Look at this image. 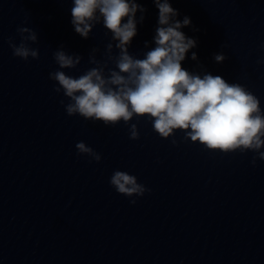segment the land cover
<instances>
[{
  "label": "clouds",
  "instance_id": "1",
  "mask_svg": "<svg viewBox=\"0 0 264 264\" xmlns=\"http://www.w3.org/2000/svg\"><path fill=\"white\" fill-rule=\"evenodd\" d=\"M153 2L158 8L155 47L144 58H137L128 50L137 35L136 13L146 11L137 0H73L71 23L75 32L87 39L93 28L102 23L112 33L115 44L106 45L104 60L96 58L98 48L92 49L88 62L95 67L79 77L70 76L63 69H76L82 56L68 54L63 45L53 53L58 70L50 72L49 79L58 85L54 91L63 92L67 98L66 104L60 101L67 115L100 121L105 126H115L121 121L128 125L134 117H147L163 139L181 131L185 140L198 142L210 151H251L256 154L251 161L253 165L257 159L264 160V111L259 98L243 85L230 83L219 75L185 70L182 61L197 46V41L180 29L189 26L191 20L187 16L177 20L179 12L170 0ZM17 32L21 38L19 45L12 37L8 40L13 56L25 61L29 57L38 59L39 50L29 46V42L38 41L37 33L28 27H18ZM114 48L118 50L116 55ZM191 59H198L195 52ZM225 59L222 52L214 54L217 63ZM109 63L114 67L109 68ZM129 139H139L135 123L130 124ZM75 147L78 155L91 157L97 163L101 161V155L84 142L76 143ZM109 183L126 197H142L150 191L126 171H114Z\"/></svg>",
  "mask_w": 264,
  "mask_h": 264
}]
</instances>
